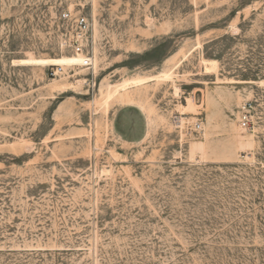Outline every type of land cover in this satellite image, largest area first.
Segmentation results:
<instances>
[{"label": "rangeland", "instance_id": "1", "mask_svg": "<svg viewBox=\"0 0 264 264\" xmlns=\"http://www.w3.org/2000/svg\"><path fill=\"white\" fill-rule=\"evenodd\" d=\"M0 264H264V0H0Z\"/></svg>", "mask_w": 264, "mask_h": 264}, {"label": "built area", "instance_id": "2", "mask_svg": "<svg viewBox=\"0 0 264 264\" xmlns=\"http://www.w3.org/2000/svg\"><path fill=\"white\" fill-rule=\"evenodd\" d=\"M63 19L64 21L71 23V31L69 37H67L68 46L72 50L73 55L82 56L84 60L80 66L52 67L48 72V76L53 80L73 77L76 68L91 69L94 66L91 52L87 49V43L91 31L89 18L83 15L74 16L69 13L63 15ZM251 123V105L245 104L240 115L239 125L242 129L249 130ZM196 128L197 131H200L202 129L201 124H197Z\"/></svg>", "mask_w": 264, "mask_h": 264}, {"label": "bare ground", "instance_id": "3", "mask_svg": "<svg viewBox=\"0 0 264 264\" xmlns=\"http://www.w3.org/2000/svg\"><path fill=\"white\" fill-rule=\"evenodd\" d=\"M83 60L84 59L82 56L60 57L57 59H36V58L30 57L27 59L19 60V63L20 65H23V66L70 67V66L82 65ZM93 65H94V62H93Z\"/></svg>", "mask_w": 264, "mask_h": 264}]
</instances>
